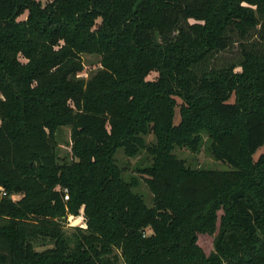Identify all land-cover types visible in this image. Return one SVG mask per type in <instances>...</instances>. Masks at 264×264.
I'll return each mask as SVG.
<instances>
[{
  "label": "trees",
  "instance_id": "obj_1",
  "mask_svg": "<svg viewBox=\"0 0 264 264\" xmlns=\"http://www.w3.org/2000/svg\"><path fill=\"white\" fill-rule=\"evenodd\" d=\"M203 136L231 169L173 155ZM263 140L264 0H0V264H264Z\"/></svg>",
  "mask_w": 264,
  "mask_h": 264
},
{
  "label": "rangeland",
  "instance_id": "obj_2",
  "mask_svg": "<svg viewBox=\"0 0 264 264\" xmlns=\"http://www.w3.org/2000/svg\"><path fill=\"white\" fill-rule=\"evenodd\" d=\"M41 2H44V0H40ZM26 15L25 10L20 12L17 19H24ZM236 43H233L230 45L227 49L218 52L214 55V60L218 63L226 62L228 60H231L236 56ZM81 61H82V70L77 74V77L86 79L88 78L94 71L97 70L99 64H98V57L94 54H82L81 55ZM154 73H150L147 75V79H151L153 77ZM178 115L175 111L174 115V122H177ZM204 136L202 139V143L196 150H190L186 147H174L172 150L173 155L175 157L181 159L184 162L185 166L188 167H196V168H209V169H216V170H228L231 169V167L222 161L215 160L211 154L206 149V142L204 140ZM68 129L66 127L60 128L56 134V142L58 145V154L60 156L62 155H68ZM145 141L147 143L152 141L151 135L145 136ZM264 149V140L263 144L259 146L255 153L253 154V157L260 153ZM115 161L118 166L122 168V173L125 179H128L129 177L136 178L137 184L133 187V190L139 194L146 205H150L151 203V195L150 192L147 190L146 186L142 182V179L139 176V173L137 171V167L143 166L146 163L150 161L149 156L146 155L144 151H141L139 154L128 157L125 156L121 151H118L115 154ZM18 194H12V198H16ZM223 210L222 208H217L215 210V215L218 218L220 214H222ZM81 224V219L78 217H68L67 220L62 222L63 229L66 232H70L71 226L79 225ZM149 230H145V233H148ZM212 239L213 235L206 234V233H197L196 234V244L201 249V251L207 255L212 250ZM43 248V247H39ZM113 254L116 255L115 258V264H123L119 258V253L116 250H113Z\"/></svg>",
  "mask_w": 264,
  "mask_h": 264
},
{
  "label": "built area",
  "instance_id": "obj_3",
  "mask_svg": "<svg viewBox=\"0 0 264 264\" xmlns=\"http://www.w3.org/2000/svg\"><path fill=\"white\" fill-rule=\"evenodd\" d=\"M63 191V199H67V193H66V189H62ZM5 195V191L0 187V196Z\"/></svg>",
  "mask_w": 264,
  "mask_h": 264
}]
</instances>
